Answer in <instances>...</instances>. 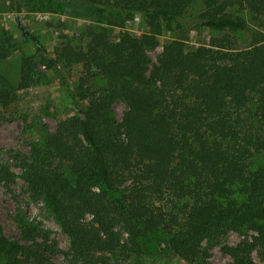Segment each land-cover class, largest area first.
Returning <instances> with one entry per match:
<instances>
[{
    "label": "trees",
    "instance_id": "1",
    "mask_svg": "<svg viewBox=\"0 0 264 264\" xmlns=\"http://www.w3.org/2000/svg\"><path fill=\"white\" fill-rule=\"evenodd\" d=\"M195 2L203 6L196 25L216 34L190 48L185 32ZM68 3L117 25L137 14L148 24L141 35H116L90 23L80 37L66 35L53 54L25 34L36 53L22 56L19 79L0 67V118L18 115L19 93L42 83L41 63L83 65L101 79L88 86L82 78L73 112L53 131L40 125L43 135L29 151H7L30 197L44 202L68 236L73 262L108 264L104 252L140 255L144 238L162 230L182 237L191 227L199 232L194 261L203 239L219 243L230 231L253 234L223 245L227 264H258L254 252L264 260V0ZM249 29L248 45L239 47L236 35ZM165 31L174 38L153 61L149 50ZM20 47L6 30L0 62ZM117 102L125 104L121 119ZM2 150L0 181L11 187L17 173ZM55 251L38 221L23 222L17 239L0 226L3 264H55Z\"/></svg>",
    "mask_w": 264,
    "mask_h": 264
},
{
    "label": "rangeland",
    "instance_id": "2",
    "mask_svg": "<svg viewBox=\"0 0 264 264\" xmlns=\"http://www.w3.org/2000/svg\"><path fill=\"white\" fill-rule=\"evenodd\" d=\"M68 2L69 0H19L18 4L12 0H0V37L7 30V34H12L15 40L21 43L20 49L14 50L6 60L0 62L1 69L13 81L19 79L22 56L36 53L34 40L32 38L23 40L26 36L23 29L38 38L50 54H53L55 47L65 40L66 35L80 37V30L90 23L107 25L116 35L120 32L141 35L148 29L147 22L139 14L133 20L117 25L112 19L105 17L100 19L98 15L85 12L81 5ZM202 10L201 2H195L189 10L191 20L189 30L185 34L190 48L200 43H209V34H216L208 31L206 27L196 25L197 17ZM233 10L248 17L244 10H238L236 7ZM17 17L21 22L20 25ZM251 29L236 35L235 39L239 47L248 45L253 30ZM173 38L174 35L168 31L160 36V45L149 50L153 61H156L163 44ZM40 69L45 73L42 83L19 93L18 115L0 118V145L3 149L1 157L12 163L17 173L16 181L11 187H6L0 181V226L7 237L17 239L20 237L23 222L38 221L41 227L49 232V242L55 245L56 251L49 255L52 262L81 264L73 262L74 257L69 252V238L44 202L35 201L30 197L23 170L14 163L7 151L11 148L29 151L32 140L43 135V127L40 125L45 124L53 131L60 119L68 116L70 111L73 112L72 106L77 103V87L82 82V78L88 86L100 84L101 79L90 77L83 65L65 67L57 63L48 68L41 63ZM47 105H50V110L46 109ZM124 110L123 102L115 104V112L119 119ZM251 234L253 231L248 234L230 231L219 243L203 239L200 245L201 257L196 261L192 259L191 251L199 237V232L193 227L189 228L182 237L162 230L152 238H144V251L140 255L133 254L126 257L113 252H104V254L108 256V264H202L204 259L227 264L232 258L223 249V245L235 244ZM253 257L258 264H264V260L257 252L253 253ZM0 264H3L2 259Z\"/></svg>",
    "mask_w": 264,
    "mask_h": 264
},
{
    "label": "water",
    "instance_id": "3",
    "mask_svg": "<svg viewBox=\"0 0 264 264\" xmlns=\"http://www.w3.org/2000/svg\"><path fill=\"white\" fill-rule=\"evenodd\" d=\"M18 18V23H19V25L21 24V22H20V20H19V17H17ZM23 32H24V34H28L29 32L28 31H26V30H24L23 29Z\"/></svg>",
    "mask_w": 264,
    "mask_h": 264
}]
</instances>
